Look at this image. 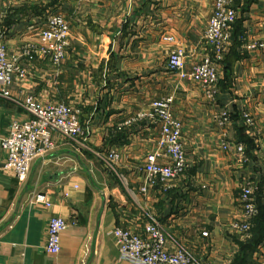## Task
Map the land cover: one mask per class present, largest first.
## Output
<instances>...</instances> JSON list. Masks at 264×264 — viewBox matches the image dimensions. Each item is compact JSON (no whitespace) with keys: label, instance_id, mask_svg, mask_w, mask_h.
<instances>
[{"label":"crops","instance_id":"crops-1","mask_svg":"<svg viewBox=\"0 0 264 264\" xmlns=\"http://www.w3.org/2000/svg\"><path fill=\"white\" fill-rule=\"evenodd\" d=\"M215 2L0 0V41L27 68L24 78L13 77L11 98L0 96V264H140L122 257L114 230L145 235L154 220L170 250L182 246L201 263L264 264V48H248L264 40V0L234 1L237 19L218 64L215 100L200 83L167 68L174 48L185 51L188 71L212 55L204 34ZM54 13L71 27L62 63L23 57ZM27 96L80 109L86 134L54 133V150L21 181L5 168L2 140L15 122L30 118L17 102ZM167 97L182 123L189 166L144 192L141 167L157 147L161 124L127 122ZM114 150L120 160L111 171L98 154ZM248 182L258 214L245 238L233 225L245 220L240 194ZM37 193H46L52 206L35 203ZM52 216L68 222L57 256L46 251Z\"/></svg>","mask_w":264,"mask_h":264},{"label":"built area","instance_id":"built-area-1","mask_svg":"<svg viewBox=\"0 0 264 264\" xmlns=\"http://www.w3.org/2000/svg\"><path fill=\"white\" fill-rule=\"evenodd\" d=\"M82 1V0H80ZM235 0H216L204 39L212 48V55L203 57L190 71L186 69L185 51L174 48L169 52L167 68L182 78H190L200 83L210 100H215L219 92L218 64L224 58L230 41L229 29L237 19ZM46 27L36 32L40 42H29L22 49V56L29 60L41 54L55 66H59L66 56L71 40L69 22L60 14H50L46 17ZM173 40L172 37H166ZM249 49L264 48V40L251 43ZM27 68L17 56H10L7 46L0 41V96L11 98L9 87L13 77L24 78ZM29 114L25 122H15L10 134L2 140V146L7 152L5 168L15 172L17 178L25 181L29 178L35 160L45 157L54 150V133L69 139H76L86 134V128L81 122V111L78 108L62 102L41 103L33 96H27L17 101ZM173 98L153 100L127 124L149 120L161 124V136L157 147L148 153L146 162L141 167L145 173L146 184L141 190L146 192L148 186L160 182H169L182 176L188 166V159L181 140L182 123L178 120L172 108ZM226 116L224 120L226 121ZM243 119L249 126H254V117L249 112H243ZM243 146H238L242 151ZM109 170L114 171L120 154L114 150L108 154H98ZM160 158L168 159L166 162ZM240 201L244 209L245 220L233 225L240 230L245 238L250 237L254 219L258 214L255 202L254 188L250 182L243 185ZM34 202L52 206L46 193H37ZM68 227V222L60 216H52L48 226L46 251L57 256L61 252V238ZM117 244L122 257L140 264H214L201 263L182 246L175 250L168 248L165 232L157 221L145 228V235L137 234L124 228H115Z\"/></svg>","mask_w":264,"mask_h":264},{"label":"trees","instance_id":"trees-1","mask_svg":"<svg viewBox=\"0 0 264 264\" xmlns=\"http://www.w3.org/2000/svg\"><path fill=\"white\" fill-rule=\"evenodd\" d=\"M255 222H256V220H255Z\"/></svg>","mask_w":264,"mask_h":264}]
</instances>
